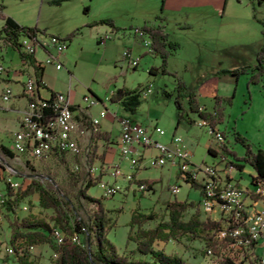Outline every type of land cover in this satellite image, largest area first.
Returning <instances> with one entry per match:
<instances>
[{"label":"rangeland","instance_id":"374dc122","mask_svg":"<svg viewBox=\"0 0 264 264\" xmlns=\"http://www.w3.org/2000/svg\"><path fill=\"white\" fill-rule=\"evenodd\" d=\"M0 15L10 16L19 25L38 28L40 32L36 33V38L46 49H50L47 47L50 36L65 42L66 47L58 57L59 69L42 64L45 81L53 91L69 90L80 107L86 106L81 100L86 95L96 101L90 107L105 108V127L112 138L117 134L116 121L111 120L113 112L141 125L156 124L165 135L170 134L175 129L176 110L172 99L178 80L184 86L178 97L184 112L175 130L191 141V158L195 165L200 162L212 163L215 158L207 153L206 148L210 139L207 128L189 124L186 120L187 114L194 121L198 118L188 111L185 94L194 93L199 83L214 75L220 78L215 85L216 95L228 100L221 102L222 121L215 126L224 137L219 147L225 145L227 151L241 157L244 148L234 139L236 132L252 151L259 148L264 152V75L255 82H249L248 78L255 63V53L262 42L264 0L260 4L255 0H0ZM142 26H159L169 40L178 44V48L166 58L165 73L159 72L160 59L149 51V39L140 32ZM23 37L20 35L18 40ZM99 39L103 41L99 42ZM125 50H129L128 58L123 57ZM9 53L12 62L18 61L11 48ZM34 56L43 62L44 54L39 46H36ZM129 58H137L135 67L131 61L129 65ZM0 60L5 68L8 67V49L5 52L1 47ZM150 68L152 72H149ZM235 68L245 70L236 76L219 71ZM119 86L142 90L149 87L151 92L146 99L140 95L138 106L128 114L108 99L110 92ZM163 92H169L170 97H165ZM153 136L157 138V135ZM0 140L4 146H8V125L5 122L0 124ZM96 145L93 155L89 148L82 147L77 155L65 153L62 158L53 154L27 161L8 157V163L17 171L11 174V179L21 187L29 177L39 179L58 194L65 193L76 214L84 218L91 204L75 198V189L80 182L74 184L70 173L80 169L91 178L98 174L99 163L95 159L102 144L98 141ZM211 146L220 151L213 143ZM116 149V145L111 144L104 153L106 163L102 165L104 171L100 169L99 181L112 182L108 172L111 162L115 161ZM150 153L145 150L139 166L134 168H129L128 162L121 160L120 170L123 173L131 172L133 179L129 182L121 176L117 177L115 183L120 189L113 195L104 196L99 181L86 190L88 195L98 198L115 219L107 237L120 255L137 256L131 253L134 243L126 240L127 223L133 209L152 211L162 217L164 201L197 203L199 199L198 189L189 187L177 176L175 167L148 166ZM224 155L233 160L228 152H224ZM88 156L91 162L86 163ZM233 174L237 184L245 187L249 183L251 169L245 165L240 172L235 169ZM136 180L152 182L151 187L138 191ZM172 185H178L175 194L169 192ZM4 187L0 181V188ZM191 211L188 210L186 216ZM28 212L44 217L50 214L49 210H42L37 205L36 195L23 199L15 210L19 217ZM199 212L201 218L217 219L214 214ZM10 218L11 215L3 210L0 219V264H16L13 256L5 250ZM154 223L155 220L150 221L145 227H151ZM158 246L165 253L179 255L192 264H216L222 257L230 258L234 264H251L250 258L246 259L241 253V248L224 243H217V256L200 253L203 245L198 241L184 243L169 240L158 243ZM253 256L258 260L264 259V246L258 245ZM52 257L47 245H34L29 264H50ZM254 264H259V261Z\"/></svg>","mask_w":264,"mask_h":264},{"label":"trees","instance_id":"16d2710c","mask_svg":"<svg viewBox=\"0 0 264 264\" xmlns=\"http://www.w3.org/2000/svg\"><path fill=\"white\" fill-rule=\"evenodd\" d=\"M238 1V0H237ZM260 4L263 0H255ZM2 24L0 26V49L11 48L17 52L21 60H27L33 66L34 76L36 78V85L42 88L41 76L43 66L35 62L33 55H25L19 51L18 37L24 36L31 41H36V33L40 32L38 28L19 25L10 16L0 15ZM102 23H109L108 21H100ZM110 24V23H109ZM264 27V22H261ZM140 32L145 34L148 39L149 51L157 55L160 59L159 72L165 73V63L167 56L178 48V44L168 39L166 33L161 28L153 26H142ZM262 42L255 53V63L252 67V72L248 76L249 82H255L262 75H264V29L261 31ZM152 69H149V72ZM245 68L235 69H221L220 72H226L230 75H237L243 72ZM183 84L176 80L175 95L172 99L173 106L176 110V122L178 124L183 117L184 109L178 101L181 96ZM142 89H129L125 86L115 87L109 94V101L117 103L121 109L131 114L140 102V92ZM165 97H170L169 92H163ZM187 109L189 112L195 113L198 120L205 122L211 131H217L215 126L222 121L221 102H228L227 99H221L217 95L213 96V104L211 110H205L200 106L196 100L193 92L185 94ZM186 120L189 124H193L188 114ZM223 137V134L220 133ZM107 133L96 130H91L89 135L90 154L96 148L98 141L105 142L107 140ZM224 138V137H223ZM234 139L238 141L244 148L243 155L236 157L233 153L226 150L225 145L220 146V151L217 155L222 156L228 160V163L240 172L245 165H248L253 172L250 175V182L261 181L264 182V152L257 148L252 151L248 143L238 134L234 133ZM1 149L7 153L6 148ZM212 152L211 149H207ZM224 152L232 155L233 160H229ZM79 153V152H78ZM73 154L74 156L77 155ZM58 155L62 158L65 152ZM88 154V153H87ZM12 156V155H11ZM100 158V157H99ZM77 164L78 161L76 160ZM91 162V157L88 156L86 163ZM101 171L91 178L87 172L79 170L70 173L73 183L80 182V186L75 189V198L81 199L87 204H91V209L86 211L85 217L82 218L76 214L65 193L58 194L55 190L45 186L42 182L33 177H29L28 181L12 190L5 186L3 193L4 198V212L9 213L11 218L8 221L9 235L7 243L12 248V255L16 264H29L30 247L45 244L53 254L50 264H192L185 258L179 255L165 253L158 243H166L169 240L176 242L190 243L198 241L203 245L202 254H206L210 250L213 256H217V243L230 244L234 237L228 232L234 227L228 224L224 227L225 234L221 238H217L216 232L222 228L220 221L209 219L207 217H200L198 210V202L192 201H164L163 209L164 215L158 216L152 211L141 212L138 209H133L129 215L127 223L128 230L126 240L134 243L132 254L137 256H124L118 254L114 244L108 239L107 232L110 230L115 222V219L109 214L110 211L105 209L98 198L87 194L86 190L89 186L99 181ZM177 176H181L178 172ZM188 183L189 187L201 190L200 184L191 179H183ZM137 184H143L144 190L151 187V183L146 180H136ZM36 195L37 205L42 210H49L48 217L37 216L31 213H26L23 216H17L15 210L18 204L28 196ZM192 211L186 216V212ZM155 223L151 227H145L150 221ZM57 228L62 234V241L57 243L55 238L51 235V228ZM75 237L72 240L71 237ZM254 244L250 243L247 248L250 252L245 251L244 257L249 259L251 264L259 261L253 256L252 249ZM216 264H234L230 258L222 257L216 261Z\"/></svg>","mask_w":264,"mask_h":264},{"label":"built area","instance_id":"2783aa9c","mask_svg":"<svg viewBox=\"0 0 264 264\" xmlns=\"http://www.w3.org/2000/svg\"><path fill=\"white\" fill-rule=\"evenodd\" d=\"M36 46H39L45 53L43 62L37 61L40 65L50 64L55 69L60 68L58 57L63 53L66 44L63 40L56 36L49 37V43L46 49L41 43L31 41L26 37L18 40L19 51L25 55H34ZM129 51L123 52V57L128 58ZM131 60L128 59L129 65ZM22 65L29 71V74L22 81L23 96L26 99V108L18 121L17 129L13 132L9 140L8 151L23 160L39 159L46 157L52 153H70L76 154L80 150L79 139L89 133L91 130L97 129L99 119L105 115V109L99 110L96 117H90L87 109L94 105L96 101L83 95L81 100L86 103L85 107L72 104L65 93L49 92L46 97L38 95V87L34 76V69L27 60H22ZM7 76V69L2 65L0 60V77ZM151 92L150 88L141 90L140 95L147 96ZM11 95L8 85H4L1 89L0 99L6 101ZM77 111L80 121L75 118L74 112ZM113 118L118 125L117 148L122 159L128 162L129 168L139 166L141 156L137 153L136 148H150L154 150V154L148 157L147 164L151 167L162 165L173 166L181 173V178L191 179L200 184L198 208L203 212H216L217 214H225V209H233V217H228L231 225L234 227L230 230L240 236V244H229L230 247L237 246L241 248V253L250 252L247 248L250 243L254 245L259 239H264V213L261 211V205L253 201V195L244 192V186L237 184L232 173L235 168L228 163L226 158L222 156L215 157V160L206 164L200 162L197 165L190 162L191 153L189 149L182 144L181 138L177 135L172 136L173 146L167 145L153 139L151 132L162 135L163 130L153 125L151 129H147L143 125L129 119L126 116H116ZM198 126H205L210 136V141L219 147L222 135L217 131H211L205 122L197 120ZM212 137V138H211ZM179 144V145H178ZM87 147V144L84 146ZM86 149V148H85ZM0 167L3 170L0 181L4 186L14 190L19 183L11 179V174L17 173L16 170L0 161ZM112 182L99 181V187L104 196H111L116 193L120 187L115 183L117 177L121 176L126 181H132L131 172L123 173L117 164L112 165L108 172ZM248 184L264 187V182L249 181ZM5 188V187H4ZM138 191L144 190L143 184H137ZM4 189L0 188L2 202L0 206H4L5 195ZM178 191V185H172L169 188L171 194ZM26 209V207H23ZM235 216L242 218H251V226H239L235 223ZM1 219V216H0ZM225 230H218L222 233ZM53 238L62 241L63 234L55 227L51 228ZM75 240V237H71ZM33 246L30 247V250ZM7 254L12 253L11 246L5 248ZM207 256H213L210 250L206 251ZM259 264H264V259L259 260Z\"/></svg>","mask_w":264,"mask_h":264},{"label":"crops","instance_id":"0c3cea01","mask_svg":"<svg viewBox=\"0 0 264 264\" xmlns=\"http://www.w3.org/2000/svg\"><path fill=\"white\" fill-rule=\"evenodd\" d=\"M102 41H103V39H99V42H102ZM7 49H8V67H6V69H7V76L6 77H0V93H1L2 87L4 85H8L9 88H10V90H11V95H10L9 99L6 100V101H3V100L0 99V124L2 122L4 124V122H5V124L8 125V143H9L10 137L13 134V132L16 131L17 125H18V121L21 119L22 114H23V112H24V110L26 108V99L23 96V91H22V81L29 74V71L23 67L22 60L18 57V55H17V53H16L15 50H13V52H15L18 61L12 62L11 55L9 53L10 48L8 47V48L4 49V51L6 52ZM43 54H45V53L43 52ZM33 58L35 60H37L34 55H33ZM37 61H39V60H37ZM14 63H16V64L13 65ZM150 69H152V68H150ZM151 71H153V70H151ZM23 76H24V79L22 78ZM219 79H220L219 77H215L214 75H212L208 79H204L201 83L198 84V86H197V88H196V90L194 92L198 104L200 106H202L205 110H208V111L211 110V107H212V104H213V96L216 95L215 85H216L217 80H219ZM41 83H42L43 87L38 89V95L40 97H46L49 92H58V91H53L52 88L47 85V83L45 81V77L43 75V72H42V76H41ZM41 91H44V93L41 94ZM60 93H65L67 95L68 100L72 104L77 105L78 101L76 100V98L74 96L71 97V94H70L69 90L66 91V92H60ZM96 99L99 102H101V100H99L98 98H96ZM144 99H146V96H145ZM204 103H206V104H204ZM99 110H101V108H99V107L98 108L97 107L96 108L95 107L94 108L93 107H89L87 109V114L90 117H96L97 114H98V112H99ZM113 114L116 115V116H117V114L115 112L112 113V117H111L112 119L111 120H114V122H115L116 120L113 118ZM74 115H75V118L78 121H80V118H79L80 114L77 111L74 112ZM119 116H121V115H119ZM116 124H117V122H116ZM153 125L154 124H144L143 126L146 127L147 129H151V127ZM176 127H177V125L176 126L174 125V128L175 129H176ZM97 129L99 131L106 132L107 135H108L107 136V140L105 142L99 141L102 145H101L100 151L98 152L99 156H98L97 159H95V161L97 160L98 163H99L98 164L99 165L98 171H99L100 169L103 170L102 165L104 163H106L105 160H104V153L109 148V145L115 144L116 145V148H117L118 125H117V134H116V136L114 138H112L110 136V134H109V131L105 127V115H104L103 117H101L99 119V122L97 124ZM175 129L170 134H168V135H165V133L163 131V134H162L163 136L162 137H159L160 135H157L156 133L151 132V137L153 139H155V140H157V141H159V142H161V143H163V144H165V145H167L168 147L171 148L173 146L172 136L173 135H177V136H179L181 138L182 144H184L189 149V151H190V153L192 155V149H191L192 144H191V141L188 138H186L183 134L181 135L180 133H178ZM153 135H157V138H155ZM88 142H89V133H86L85 135H83L79 139V146H80V148L84 147L86 144H88ZM208 142H209V144L207 143V145H206L207 147L206 148L207 149H211L212 152L210 153V152L207 151V153L210 156H212V157L215 158L218 151L211 146V143L212 142L210 141V139H209ZM8 146H9V144H8ZM8 146H4L3 143H2V141L0 140V161L2 163H4V164L10 165L8 163V157L16 158V159H19V160L22 159V158L16 157V156H14L12 154H7V153H5L1 149V147H4V148L7 149ZM145 150H148V151L151 152L149 156H151L152 154H154V150H152L150 148L149 149L148 148L147 149L146 148H141V147H137L136 148L137 153L141 157L143 156V152ZM7 151H8V149H7ZM121 160H123V159L119 155L118 148H117L116 149V153H115V161H112L110 165L112 166V165L117 164L119 166V164L121 163ZM190 162L192 164H194V162H192V158L191 157H190ZM170 167H172V166H170ZM2 173H3V170L0 167V178L2 176ZM251 174H253L252 171H251ZM232 176L234 177V174L233 173H232ZM186 184L188 185V183H186ZM249 185L250 184H248L247 186H249ZM258 245H263L264 246V239L261 238V239L258 240V242L254 245V248L252 249V253L253 252L254 253L256 252V248H257Z\"/></svg>","mask_w":264,"mask_h":264},{"label":"bare ground","instance_id":"6f19581e","mask_svg":"<svg viewBox=\"0 0 264 264\" xmlns=\"http://www.w3.org/2000/svg\"><path fill=\"white\" fill-rule=\"evenodd\" d=\"M137 64V60H131V65L135 67ZM244 192L248 195H253V201L259 203L261 205V211L264 213V187H257L256 185H249L244 187ZM2 202V195L0 193V203ZM4 210V206H0V216L2 217V211ZM203 212V211H202ZM207 214H215L216 220L220 221L222 228L220 230H224V227L228 224H231V221H228V217H233V209H225V214H217L216 212H204ZM235 223H239V226H251V218H242V216H235ZM225 231L222 233L216 232V236L218 238L223 237ZM229 235L233 236L234 239L230 244H240V236L236 233L229 231ZM74 237V236H73ZM57 243L59 242L58 238H55Z\"/></svg>","mask_w":264,"mask_h":264}]
</instances>
